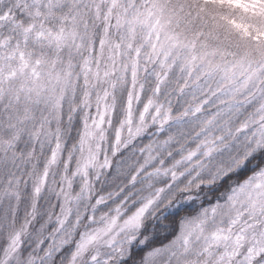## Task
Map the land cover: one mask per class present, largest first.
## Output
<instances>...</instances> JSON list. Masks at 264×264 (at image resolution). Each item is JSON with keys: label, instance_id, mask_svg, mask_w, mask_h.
Returning a JSON list of instances; mask_svg holds the SVG:
<instances>
[{"label": "snow or ice", "instance_id": "obj_1", "mask_svg": "<svg viewBox=\"0 0 264 264\" xmlns=\"http://www.w3.org/2000/svg\"><path fill=\"white\" fill-rule=\"evenodd\" d=\"M0 264H264V0H0Z\"/></svg>", "mask_w": 264, "mask_h": 264}]
</instances>
